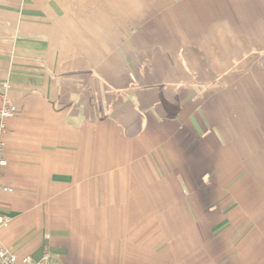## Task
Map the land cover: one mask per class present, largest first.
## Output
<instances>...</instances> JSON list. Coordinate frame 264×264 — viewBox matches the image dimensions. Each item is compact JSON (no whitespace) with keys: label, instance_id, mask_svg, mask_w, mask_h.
I'll return each mask as SVG.
<instances>
[{"label":"crops","instance_id":"crops-1","mask_svg":"<svg viewBox=\"0 0 264 264\" xmlns=\"http://www.w3.org/2000/svg\"><path fill=\"white\" fill-rule=\"evenodd\" d=\"M0 244L57 264H264V0H0Z\"/></svg>","mask_w":264,"mask_h":264},{"label":"built area","instance_id":"built-area-1","mask_svg":"<svg viewBox=\"0 0 264 264\" xmlns=\"http://www.w3.org/2000/svg\"><path fill=\"white\" fill-rule=\"evenodd\" d=\"M9 83L4 81L1 83L0 87V176L2 169L5 165V159L3 157L4 150V138L8 132L7 122L10 118L16 115L17 107L10 100L9 94ZM9 190L8 187H5L0 182V192ZM8 218L0 212V227L6 226ZM0 264H57L49 258L46 254L39 260H33L28 257L19 259L16 254L11 252L8 248L0 244Z\"/></svg>","mask_w":264,"mask_h":264}]
</instances>
